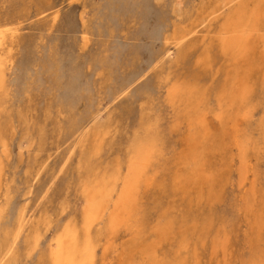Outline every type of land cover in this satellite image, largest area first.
Masks as SVG:
<instances>
[{"label":"rangeland","instance_id":"374dc122","mask_svg":"<svg viewBox=\"0 0 264 264\" xmlns=\"http://www.w3.org/2000/svg\"><path fill=\"white\" fill-rule=\"evenodd\" d=\"M226 2L0 0V19L22 29L8 56L11 106L0 111V202L10 194L13 214L25 207L47 224L37 254L16 264H40L56 233L80 223L95 137H111L95 165L123 164L147 125L157 156L95 264H264V0ZM239 9L245 31L222 35ZM171 87L193 92L170 104ZM90 113L85 138L72 137Z\"/></svg>","mask_w":264,"mask_h":264},{"label":"bare ground","instance_id":"6f19581e","mask_svg":"<svg viewBox=\"0 0 264 264\" xmlns=\"http://www.w3.org/2000/svg\"><path fill=\"white\" fill-rule=\"evenodd\" d=\"M236 1L227 0L220 9ZM218 11L219 9L216 12ZM245 13V10L239 9L238 12L230 17L228 26L221 34L234 36L243 33L247 27L243 20L245 19ZM58 16V10H54L47 15V17H50L51 25L57 22ZM20 23L12 24V22L0 19V111H7L9 106H11L8 95L7 72L12 69V61L8 56L10 55L12 43L19 38L22 32L19 27ZM80 40L82 44L88 41L84 29L81 31ZM168 51L166 50L164 56L168 54ZM160 61L156 62L155 58L151 61V65L155 67ZM145 74V70L136 73L134 78L132 77L125 86L112 93L110 102H115L121 97L128 95L133 82L140 80ZM192 92L183 87H171L168 93V101L170 104H173V102L181 103L184 97L192 94ZM148 104L149 109L147 112H151L152 103L149 102ZM95 118V113H90L86 120L75 128L76 130L72 133V137L85 138V129ZM153 126H144L142 138H132L128 148L125 150L123 164H111L105 167L95 165L94 159L101 156L106 150L105 147L111 144V137H109L108 131H103L100 136L95 137L88 149L89 155L87 154L88 157L86 159L85 178L81 187L85 204L80 223H68L56 233L52 239L54 247L49 250L46 257L44 255L40 259L42 261L40 264H95L96 250L100 247V239L115 234L119 225L130 218L131 205L135 201L134 197L137 193L138 185L147 175L157 156V129ZM0 151L6 156L5 148L3 150L1 148ZM4 151L6 153H3ZM246 152L244 150V153ZM37 173H35L34 179ZM2 175L3 168L0 162V194L4 183ZM2 197L4 202L2 204L0 202V264H16V259L20 253L27 256L37 254L43 227L47 224L43 225L44 217L40 215L35 217L33 213L28 214L29 211L25 207L18 209L16 207V211L13 214V209L10 208L11 205H14L12 204V197H10V194H2ZM9 214L12 217L11 225L6 220L4 221L5 217L10 216ZM105 217L106 221L103 223L102 221ZM101 223L103 226H100L101 228L95 231V226H99ZM107 244L109 245V243ZM104 248V250L107 249V247Z\"/></svg>","mask_w":264,"mask_h":264}]
</instances>
